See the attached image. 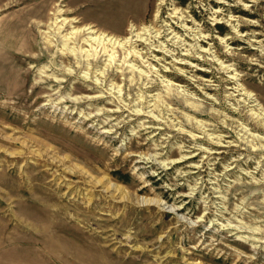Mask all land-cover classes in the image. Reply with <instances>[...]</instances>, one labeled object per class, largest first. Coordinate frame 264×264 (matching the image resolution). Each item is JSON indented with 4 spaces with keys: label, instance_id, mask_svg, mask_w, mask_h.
Wrapping results in <instances>:
<instances>
[{
    "label": "rangeland",
    "instance_id": "rangeland-1",
    "mask_svg": "<svg viewBox=\"0 0 264 264\" xmlns=\"http://www.w3.org/2000/svg\"><path fill=\"white\" fill-rule=\"evenodd\" d=\"M46 1L0 6V264H264V0Z\"/></svg>",
    "mask_w": 264,
    "mask_h": 264
},
{
    "label": "bare ground",
    "instance_id": "bare-ground-1",
    "mask_svg": "<svg viewBox=\"0 0 264 264\" xmlns=\"http://www.w3.org/2000/svg\"><path fill=\"white\" fill-rule=\"evenodd\" d=\"M7 0H4V1H1L0 2V6L1 5H3L5 2H6ZM51 1L52 0H49V1H46V4H45V8H47L48 6H50L52 3H51ZM70 3V2H69ZM87 4V3H86ZM174 11V10H173ZM58 14H61V13H63V11L62 10H60V11H58L57 12ZM162 14V13H161ZM179 14V13H178ZM162 18V17H161ZM169 18V17H168ZM78 19H71V20H67V19H65L64 20V24H72V23H76V22H78L77 21ZM84 21V20H83ZM181 23V22H180ZM221 23V22H220ZM182 24V23H181ZM218 24V23H217ZM32 26V25H31ZM96 29V28H95ZM94 28H93V26H89V25H87V26H85L84 28H81V29H79L78 28V30L76 31V32H73V33H71L70 34V36H68L67 38H66V43H68V42H70V41H73L76 37H81V36H84V35H96V34H98V31H96ZM147 29V28H146ZM153 29V28H152ZM181 29V28H180ZM75 30V29H74ZM182 30V29H181ZM153 31V30H152ZM174 31V30H173ZM129 32H130V35H129V37L128 38H126L125 40H123V39H118V38H116L115 39V37L113 36V37H110V36H108V35H104V34H100V35H98V36H90V37H87L86 39H84L83 40V43L84 44H88V43H92V44H96V43H98V44H110V45H112V47H117V48H119V47H125V46H127L129 43H132L133 41H141V42H146V41H148V38H144L143 36V34L142 33H140V32H138V29L135 27V25L133 24L130 28H129ZM167 32V31H166ZM194 32V31H193ZM145 33V32H144ZM202 33V32H201ZM198 34V33H197ZM200 34V33H199ZM166 35V34H165ZM175 35V34H174ZM50 36V35H49ZM209 37V36H208ZM134 38H135V40H134ZM173 38V37H172ZM182 38V37H181ZM188 38V37H187ZM150 39V38H149ZM179 39V38H178ZM196 39H198V38H196ZM205 39H207V38H205ZM151 40V39H150ZM237 40V39H236ZM159 41V40H158ZM181 42V41H180ZM204 42H205V40H204ZM176 44H177V41H176ZM198 44H200V43H198ZM141 45V44H140ZM182 45V44H181ZM131 46V45H130ZM183 46V45H182ZM174 47H176V46H174ZM137 49V48H136ZM178 49V48H177ZM197 49V48H196ZM66 50V49H65ZM163 50H165V49H163ZM75 50H72V51H69L70 52V54L72 55V56H76L77 55V53H75L74 52ZM158 51H160V50H158ZM158 51H156V52H158ZM191 51V50H190ZM210 52V51H209ZM138 53V52H137ZM208 53V52H207ZM51 54V53H50ZM186 56V55H185ZM189 57V56H188ZM191 57V56H190ZM14 60V59H13ZM9 61V60H8ZM199 61V60H198ZM26 62V61H25ZM178 63V62H177ZM181 63V62H180ZM16 67V66H15ZM15 69V68H14ZM69 70V69H68ZM234 71V70H233ZM237 78V77H236ZM14 80V79H13ZM236 80V79H235ZM10 84H13L12 82L10 83ZM11 86H13V85H11ZM10 87V86H9ZM240 88V87H239ZM53 90V89H52ZM8 91V90H7ZM44 92V91H43ZM49 92V91H48ZM7 95V94H6ZM38 95H39V93H38ZM119 189V188H118ZM113 190V189H112ZM109 191V190H108ZM118 192V191H117ZM109 193H111L110 191H109ZM118 196V195H117ZM116 197V196H115ZM114 198V197H113ZM91 202H92V200H91ZM59 210V209H58ZM79 239V238H78ZM79 241H80V239H79ZM82 243V242H81ZM89 249V248H88ZM91 250V249H90ZM70 259V258H69ZM73 261V260H72ZM103 264V263H102Z\"/></svg>",
    "mask_w": 264,
    "mask_h": 264
}]
</instances>
